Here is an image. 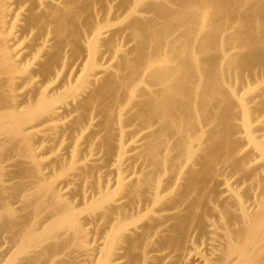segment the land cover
<instances>
[{
  "label": "bare ground",
  "instance_id": "6f19581e",
  "mask_svg": "<svg viewBox=\"0 0 264 264\" xmlns=\"http://www.w3.org/2000/svg\"><path fill=\"white\" fill-rule=\"evenodd\" d=\"M0 264H264V0H0Z\"/></svg>",
  "mask_w": 264,
  "mask_h": 264
}]
</instances>
